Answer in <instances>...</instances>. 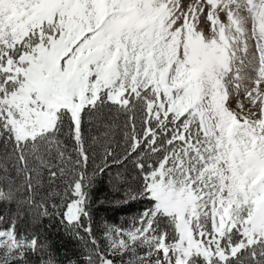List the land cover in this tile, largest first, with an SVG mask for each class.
Here are the masks:
<instances>
[{
  "label": "snow or ice",
  "instance_id": "snow-or-ice-1",
  "mask_svg": "<svg viewBox=\"0 0 264 264\" xmlns=\"http://www.w3.org/2000/svg\"><path fill=\"white\" fill-rule=\"evenodd\" d=\"M0 264H264V0H0Z\"/></svg>",
  "mask_w": 264,
  "mask_h": 264
}]
</instances>
